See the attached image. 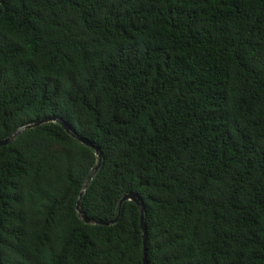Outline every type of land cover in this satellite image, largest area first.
Returning <instances> with one entry per match:
<instances>
[{
    "label": "trees",
    "instance_id": "obj_1",
    "mask_svg": "<svg viewBox=\"0 0 264 264\" xmlns=\"http://www.w3.org/2000/svg\"><path fill=\"white\" fill-rule=\"evenodd\" d=\"M50 119L0 147V264H144L130 193L149 264H264V0H0V140Z\"/></svg>",
    "mask_w": 264,
    "mask_h": 264
},
{
    "label": "water",
    "instance_id": "obj_2",
    "mask_svg": "<svg viewBox=\"0 0 264 264\" xmlns=\"http://www.w3.org/2000/svg\"><path fill=\"white\" fill-rule=\"evenodd\" d=\"M56 119H50V120H43V121H40V122H36V123H33V124H29V125H26V126H23L21 128H19L15 133H13L10 137L6 138V139H3V140H0V147H4V146H7L9 145L11 142H13L20 134H22L24 131L28 130V129H33L35 127H38V126H41L45 123H48V122H55ZM63 126L65 127V129L70 132L69 128L63 124ZM80 141L87 145L88 147L94 149L97 153V156H98V163H97V166L95 167L93 173L89 176L87 182H86V185H85V188L88 186V184L90 183V181L93 179L95 173L99 170L100 168V165H101V161H102V154L100 152V149L97 148L96 146H94L92 143L90 142H87V141H84L82 139H80ZM82 195L83 193L80 195L79 197V200L77 202V212L79 215H82V209H81V198H82ZM127 201H134L138 207L140 208V211H141V227H142V231H143V241H144V264H149L148 263V259H147V236H148V229H147V225H146V221H145V207H143V205L141 204V202L138 200V198L136 197L135 194L133 193H130V194H126L124 195V197L122 198V200L120 201V205H122L124 202H127ZM119 217H120V213L118 214V216L114 219V220H111V221H108V222H100V224H103V225H106V226H110L112 224H115L116 222H118L119 220ZM85 222L86 223H90V221L88 219H85ZM94 224L98 223V222H92Z\"/></svg>",
    "mask_w": 264,
    "mask_h": 264
}]
</instances>
